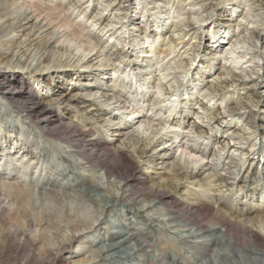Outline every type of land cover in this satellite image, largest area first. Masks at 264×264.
I'll return each instance as SVG.
<instances>
[{
    "label": "clouds",
    "instance_id": "1",
    "mask_svg": "<svg viewBox=\"0 0 264 264\" xmlns=\"http://www.w3.org/2000/svg\"><path fill=\"white\" fill-rule=\"evenodd\" d=\"M0 264H264V0H0Z\"/></svg>",
    "mask_w": 264,
    "mask_h": 264
}]
</instances>
